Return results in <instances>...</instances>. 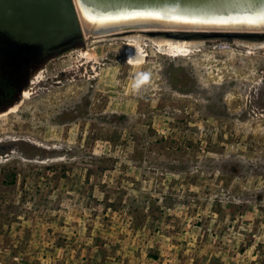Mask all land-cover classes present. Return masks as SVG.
I'll return each instance as SVG.
<instances>
[{
	"label": "rangeland",
	"instance_id": "rangeland-1",
	"mask_svg": "<svg viewBox=\"0 0 264 264\" xmlns=\"http://www.w3.org/2000/svg\"><path fill=\"white\" fill-rule=\"evenodd\" d=\"M145 39L57 53L0 108V264H264V46Z\"/></svg>",
	"mask_w": 264,
	"mask_h": 264
},
{
	"label": "water",
	"instance_id": "water-1",
	"mask_svg": "<svg viewBox=\"0 0 264 264\" xmlns=\"http://www.w3.org/2000/svg\"><path fill=\"white\" fill-rule=\"evenodd\" d=\"M107 24L109 31L116 26L205 45L260 46L264 0H0V31L19 47L42 49L46 58L86 43L87 32Z\"/></svg>",
	"mask_w": 264,
	"mask_h": 264
},
{
	"label": "flooded vegetation",
	"instance_id": "flooded-vegetation-1",
	"mask_svg": "<svg viewBox=\"0 0 264 264\" xmlns=\"http://www.w3.org/2000/svg\"><path fill=\"white\" fill-rule=\"evenodd\" d=\"M48 58L42 49L19 47L0 31V108L20 99L23 88Z\"/></svg>",
	"mask_w": 264,
	"mask_h": 264
},
{
	"label": "bare ground",
	"instance_id": "bare-ground-1",
	"mask_svg": "<svg viewBox=\"0 0 264 264\" xmlns=\"http://www.w3.org/2000/svg\"><path fill=\"white\" fill-rule=\"evenodd\" d=\"M93 27L94 26H88L87 25L88 29H93ZM99 27L106 28V29L101 30V28H99ZM99 27L96 26V28H98V29H96L94 27L96 29L95 31H93L94 34H91L92 31H91V33L87 32L86 37H88L89 39H94L97 37L98 38L113 37V39H114L115 37L120 36V37H125V38L129 39L130 40V46H129L128 52L130 54V60L133 63L142 62L147 55L146 53H144L143 46H142V41L146 40L145 37L155 41L157 43V45L163 51H169L170 53H185V52L190 51L191 49L198 48L202 45H205L203 42H200V41L186 40V39L185 40H174L173 38H159V37L150 36L146 32H143V30H136L134 32V29L122 30L121 27H116V26H114L115 28H112L110 30V31L114 30L115 32H111V33L107 34L108 32H105V31H109V29H108L109 25L108 24L104 25V26H99ZM97 30H101V31H97ZM116 30H119V31H116ZM98 32H103V33H98ZM96 33H98V36ZM114 34H117V36H114ZM261 45L264 46V44H261ZM248 46L250 47V45H248ZM87 53H88V55L90 54V52H87ZM27 93L28 92H25L23 94L26 95Z\"/></svg>",
	"mask_w": 264,
	"mask_h": 264
},
{
	"label": "clouds",
	"instance_id": "clouds-1",
	"mask_svg": "<svg viewBox=\"0 0 264 264\" xmlns=\"http://www.w3.org/2000/svg\"><path fill=\"white\" fill-rule=\"evenodd\" d=\"M151 79L152 73L150 71H140L136 73L131 85L133 93L140 94L151 84Z\"/></svg>",
	"mask_w": 264,
	"mask_h": 264
}]
</instances>
